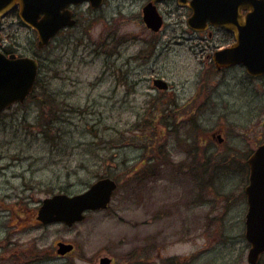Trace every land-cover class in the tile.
Masks as SVG:
<instances>
[{
	"label": "rangeland",
	"instance_id": "1",
	"mask_svg": "<svg viewBox=\"0 0 264 264\" xmlns=\"http://www.w3.org/2000/svg\"><path fill=\"white\" fill-rule=\"evenodd\" d=\"M142 4L110 0L93 14L77 8L78 25L44 52L37 99L0 114V264H98L101 255L112 264H248L243 159L213 160L208 169L206 158L264 142V80L239 67L215 73L198 44L229 36L189 32L173 4L158 7L156 54L135 61L150 57L143 42L156 40L141 22ZM9 20L32 53L26 42L34 35ZM111 37L122 43L114 47ZM153 77L168 90L153 89ZM43 101L56 109L51 143L43 138ZM173 103L191 110L192 121L166 118L179 112ZM96 176L117 182L107 209L72 227L36 220L43 199L81 193ZM57 242L73 253L58 256Z\"/></svg>",
	"mask_w": 264,
	"mask_h": 264
},
{
	"label": "water",
	"instance_id": "2",
	"mask_svg": "<svg viewBox=\"0 0 264 264\" xmlns=\"http://www.w3.org/2000/svg\"><path fill=\"white\" fill-rule=\"evenodd\" d=\"M162 1V0H151ZM179 5H188L191 16L187 25L192 30L204 31L208 26L223 28L234 36L235 43L214 54L218 68L242 65L246 73L257 77L264 75V0H178ZM88 2L92 8L101 6L103 0H0V19L13 6L19 4L20 18L36 29L38 47L42 48L57 33L74 21H67L68 14H60L70 3ZM152 2L143 8V22L147 28L157 32L162 18ZM44 14L43 21L36 22ZM63 17L64 20L61 18ZM61 18V19H60ZM39 64L30 57H5L0 53V113L14 104H23L33 91L38 76ZM158 90H166L162 79L153 81ZM248 185L245 188L247 212L245 215V240L249 244L247 262L257 264L264 253V144L250 155ZM116 183L102 178L92 183L77 195L56 194L45 198L37 211L36 219L43 225L61 223L67 227L81 222L88 211L106 209ZM56 253L66 255L73 250L72 244L57 243ZM110 259L101 258L99 264H109Z\"/></svg>",
	"mask_w": 264,
	"mask_h": 264
},
{
	"label": "flooded vegetation",
	"instance_id": "3",
	"mask_svg": "<svg viewBox=\"0 0 264 264\" xmlns=\"http://www.w3.org/2000/svg\"><path fill=\"white\" fill-rule=\"evenodd\" d=\"M110 0H104L101 4L100 7L98 8H92L90 6V4L88 2H83L81 4H74V3H70L67 7L64 8V10H60L59 13L60 14H68L69 15V18L67 19V21H74V25L73 26H64L62 28H60L57 33L49 40V42L47 43V45H45L44 47L42 48H39L38 47V43H39V39H38V33L36 32L35 29H33L32 27H30L28 24L24 23L23 20L19 17L20 15V5L19 4H16L15 6H13V8H11V10L5 14L1 20H0V53L3 54L4 56L6 57H9L11 55H15L16 57H31V58H34L36 59L38 62H40L41 64L43 63V65L45 64L46 62V55L44 54V52L46 51V49L50 48L55 40L57 39H60L63 35H67L70 33V31H73L75 29V27L78 25L79 23V20L81 18H83V15L78 13V10L77 8L79 7H82L83 5L86 6L87 8V11L91 14L95 13L96 11H99L101 10L103 7H105L107 5V3L109 2ZM189 1V0H187ZM150 2V0H143V4L141 6V22L144 26V28L146 29L147 32H149L150 34H153L155 36H153L154 38L153 39H156V35L159 34L158 33H154L152 31H150L149 29H147V27L145 26V24L143 23V18H142V10L143 8ZM165 4H173L177 11H176V14L179 15L178 17H183V15H186V20L187 18L190 16L191 14V11L189 10V8L187 6L185 7H179L178 6V1L177 0H166V1H161V2H158V3H155V6L157 8V10L159 11L158 7L161 5H165ZM159 13L161 14V12L159 11ZM173 15H175V13L171 12ZM162 15V14H161ZM163 16V15H162ZM45 18L44 14H41L38 16V18L35 20L36 22H40V21H43ZM63 20L64 18L61 17ZM60 18V19H61ZM9 19H15L18 23L19 26L25 28L26 30L30 31L33 35H34V40L32 41H29V42H26L27 45H29V47L31 45H34V51L31 53L30 52V49H27V46H24L22 45L16 35H15V24H14V21H11ZM91 20V19H90ZM185 24H186V21H185ZM164 26V25H163ZM177 26V25H175ZM186 28L188 29L189 32L191 33H196V32H192L191 29H189L186 25ZM222 33L224 34L225 36H229L230 40H226L223 44L221 45H216L214 44V46L210 47L208 44H205V45H202L201 44H198V46H200V48L202 47V50H206L205 51V57H204V62L205 64H208V67H211L213 68V71L216 73H224V72H227L235 67H239V68H242L241 66L239 65H235L233 67H230V68H226V69H223V68H218L216 66V64L214 63L213 61V57H214V54L218 51H221V50H224L226 48H228L229 46H231L233 44V36L232 34L230 33H227L226 31H224L223 29L221 28H214V27H211L209 26L207 28L206 31L202 32V33H197V34H206L207 36V39L208 40H213L214 39V36L217 34V33ZM70 35V34H69ZM70 38H65V39H68V40H73L71 37L72 36H69ZM132 39H134V37H132ZM137 40V39H136ZM111 44H114V47H116L117 45L119 46V44H121L122 42L119 40H117L115 37H111V39L109 40ZM127 41V40H126ZM65 42V41H63ZM73 42V41H71ZM79 40H77L76 43H78ZM138 42V40H137ZM140 43V42H139ZM203 43V42H201ZM157 44H158V41L157 39L156 40H149V41H144L143 42V45H145L146 47V52L149 53V56L150 57H136L133 58L135 61L137 62H142L143 64H147V61L149 59H152L153 56L156 54L157 52ZM212 50H209L211 49ZM143 51H140L139 53H141ZM126 64H129L126 60L125 62V65ZM155 79H162V78H159V77H153L150 81H151V87L155 90H158L156 87H154L153 85V81ZM254 79H263L264 80V76H258V77H254ZM164 80V79H162ZM168 90V87L166 90H163L162 92L164 91H167ZM159 91V90H158ZM172 108L174 109V111H179L178 114H176L175 112H171L170 111V114L166 116V118H171L172 120H175L177 118L181 119V123L183 124H188L190 121H192V113H191V110L189 109H186V108H183V109H176L177 108V105H175V103L172 104ZM168 111L167 110H163V111H160V112H166ZM181 114V116L179 115ZM161 118H162V114H161ZM192 126H194V122H192ZM211 138H213V135L211 136ZM216 140H217V147L219 148H222L225 144H226V140L222 134V132H219L217 134H215V137ZM264 142L262 143H258L257 145L255 144V146L253 147V149H251L250 151L248 152H240V153H236L235 154V149L233 148H230L229 149V153L226 152H223L222 154H224V157L222 158H217V154H212V155H209L207 156L206 158V161L208 160H220V161H236L239 158H242L243 159V167H244V172L246 174V182L248 180V165H247V160L248 158L250 157V155L253 153V151L258 147L260 146L261 144H263ZM235 150V151H234ZM192 154V153H191ZM204 154H206V152H204ZM205 156V155H204ZM192 158L195 159L197 158V154H192ZM237 162V161H236ZM223 168L224 169H227L229 164L227 163H224L222 164ZM220 167H221V164H220ZM157 169L155 166H154V169L155 170ZM247 184V183H246ZM243 199L245 201V204H246V210H247V201H246V195H245V192L243 190ZM246 213V212H245ZM243 223H245V215H244V220H243ZM247 244V243H246ZM248 246V244H247ZM74 247V246H73ZM74 251V250H73ZM73 253V252H72ZM72 253H69L68 255L72 254ZM67 256V255H65ZM65 256H62V257H65ZM104 257H107L110 259V263L109 264H112L113 263V259L110 258L109 256L107 255H101L97 258V262L99 264V261L101 258H104Z\"/></svg>",
	"mask_w": 264,
	"mask_h": 264
},
{
	"label": "trees",
	"instance_id": "4",
	"mask_svg": "<svg viewBox=\"0 0 264 264\" xmlns=\"http://www.w3.org/2000/svg\"><path fill=\"white\" fill-rule=\"evenodd\" d=\"M41 70H42V65H41ZM40 75H41V73H39V76L37 77V80L35 82L34 91L28 97L29 100H35L38 97L37 92L39 91V87H40V83H39L40 82ZM53 105L54 104L52 102H50V101L48 103H47V101H43V108H41L42 109L41 111H43V116H45V115L47 116V119L43 120V138H45V140L47 142H50V143H51V139H49V137H48L49 135H54V139H56V134H50V133H52L53 129L52 130H48V128H50V126L55 123V120L57 118L56 115H55L56 114V109L54 110V112H52L53 109H54ZM45 109H46V111L48 110L49 117L46 114L47 112L45 113ZM212 163H213V161H211V160L207 161V168L208 169L210 168ZM97 178L99 179L101 177H97Z\"/></svg>",
	"mask_w": 264,
	"mask_h": 264
}]
</instances>
